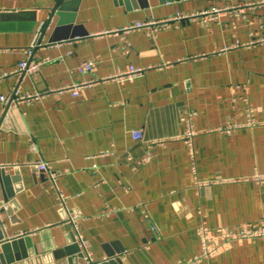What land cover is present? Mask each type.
<instances>
[{"label": "crops", "instance_id": "crops-1", "mask_svg": "<svg viewBox=\"0 0 264 264\" xmlns=\"http://www.w3.org/2000/svg\"><path fill=\"white\" fill-rule=\"evenodd\" d=\"M262 1L0 0V97L41 93L17 107L0 98V164H21L0 167V264H95L110 252L122 264H192L199 225L264 221V42L245 45L264 36ZM212 7L223 8L214 20L177 18ZM138 20L156 25L122 29ZM36 38L33 59L44 62L14 72ZM88 59L93 69L78 73ZM129 65L142 70L117 78ZM88 79L77 95L58 91ZM188 109L196 174L211 183L202 189L181 138ZM39 159L61 172L91 263L52 254L75 240L46 173L26 164ZM199 264H264V237L234 240Z\"/></svg>", "mask_w": 264, "mask_h": 264}, {"label": "built area", "instance_id": "built-area-1", "mask_svg": "<svg viewBox=\"0 0 264 264\" xmlns=\"http://www.w3.org/2000/svg\"><path fill=\"white\" fill-rule=\"evenodd\" d=\"M264 1H262L263 3ZM254 5L253 3H244L239 5V13L244 12L245 6ZM234 7V6H233ZM231 7V8H233ZM229 7H226L227 9ZM235 8V7H234ZM223 11V8L221 7H212L211 9L207 11H201L199 13H194L190 15H178V17L181 18H190L195 17L196 14L203 16L202 18L204 20H214L219 13ZM237 14V13H236ZM149 25H156V22L150 21H140L138 20L135 23H131L128 25H125L122 27L123 30L127 31L130 29H139L145 26ZM29 47L24 48V53L26 55L25 58H23L20 62L18 67L14 70V72L19 73L22 72L24 74H33L37 72V70L40 68L41 64L44 62L43 60L33 59L34 54V48H36L37 45L41 43V41H38L37 38L33 41ZM259 42H264V36H259V38H255L254 36L252 39L248 42H246L245 45H255ZM94 67V60L88 59L86 61L81 62L78 67L77 71L80 74L88 73V71H91ZM142 68L134 67L133 65H129L127 69L123 71H119L116 73V77L119 79L123 78H129L132 79L135 75L140 73ZM8 75L9 72H4V75ZM93 82V79L84 80L81 82H75L71 84L70 86H65L60 88L58 91H64L67 90L73 94H78L79 89L85 86H88L90 83ZM41 95L40 92L35 93H26V94H20L18 93V90L15 89L13 93L11 94H3L0 98L1 101L4 102L6 106L13 105L14 107H17L20 102H31L37 98H39ZM196 115V111L194 109H188L184 113V123L186 124L185 130L183 131L181 138L184 140L186 144V148L188 150V154L191 160L193 175H195V185L197 188H203L205 186L210 185V182L207 181H200L198 178V175L196 174V168H197V157H195V146H194V136L197 134V131L195 129V123H193V117ZM246 115L248 118V122L252 125L256 124V121L254 120V109L249 104L246 107ZM227 130L229 128L227 127ZM132 135L134 139H141L143 135L142 130H133ZM151 153L147 152L144 156H142V159L138 162H147L150 160ZM26 164L35 166L37 170L46 173L47 179L49 181L50 187L54 190L56 200L62 205L65 213H67L68 222L70 224V228L73 231L74 235V242H77L79 247L83 250L84 258L87 261V263H91L92 255L91 252L88 250V246L86 243V240L84 239L81 230L79 229L78 224L75 222V218L72 215V212L69 211L66 205V196L63 193L62 188L58 184L59 176L61 174L60 171H55L52 166L43 159H39L36 161H27ZM6 165H14V166H20L21 164L16 163H5L0 164V167L5 168ZM260 180L264 179L263 176L258 177ZM111 208L107 209L110 210ZM134 208H130V210H133ZM146 217H148V212L144 213ZM197 232L200 236V243L202 244L200 253L196 254L194 258L191 260L192 264H199L203 261V259L208 257H213L215 254L222 252L224 250H227L232 241L234 240H242V239H248V238H256V237H264V221L263 222H247L239 225L236 228L232 227H218L213 230L208 229L207 227L203 225H199L197 227Z\"/></svg>", "mask_w": 264, "mask_h": 264}, {"label": "water", "instance_id": "water-1", "mask_svg": "<svg viewBox=\"0 0 264 264\" xmlns=\"http://www.w3.org/2000/svg\"><path fill=\"white\" fill-rule=\"evenodd\" d=\"M159 1L160 2H164L166 0H159ZM55 11H57V13L60 14L62 10H60V9L58 10V8L55 6L54 12ZM5 15L8 16V17L11 16L13 18H15L17 16V14H5ZM7 111L8 112L10 111V113H12V114H16L18 112L17 110L15 111L14 109H12L10 107H8ZM4 235H5V231L3 230V225L0 222V240L3 238ZM26 241L27 240H25V239L22 242H20L18 240H13V243H11L10 246H12V248H15L18 245L21 246V247H24V246H26ZM50 249H53V247L51 246V244H50V248L49 249H46V250L49 251ZM118 252H121V251H118ZM52 254L55 257H59L61 255H66V254H71L73 257L78 256V255L79 256H84L81 247H79V245H78L77 242H73L72 239L70 240V242L67 245H65V246H63V247H61V248H59L57 250H52ZM34 255H35V251L34 250H31V248H30V250H27L23 254V256H21V257L24 258V257H28V256H34ZM113 255H114V252H110L109 253V257H111L110 259L104 260V261H101V262H97L95 264H122L120 262V257L118 256L117 258H115V256H113Z\"/></svg>", "mask_w": 264, "mask_h": 264}]
</instances>
